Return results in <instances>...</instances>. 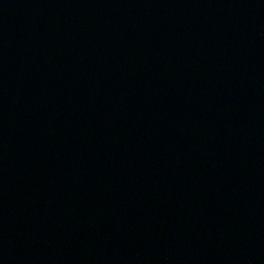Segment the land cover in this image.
Segmentation results:
<instances>
[{
    "label": "water",
    "instance_id": "95a60500",
    "mask_svg": "<svg viewBox=\"0 0 264 264\" xmlns=\"http://www.w3.org/2000/svg\"><path fill=\"white\" fill-rule=\"evenodd\" d=\"M0 264H264V0H0Z\"/></svg>",
    "mask_w": 264,
    "mask_h": 264
}]
</instances>
